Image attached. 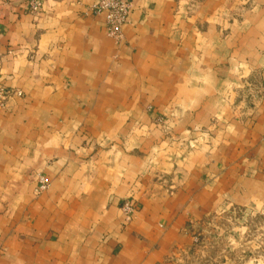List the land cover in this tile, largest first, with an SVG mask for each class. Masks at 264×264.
<instances>
[{"label": "crops", "instance_id": "0c3cea01", "mask_svg": "<svg viewBox=\"0 0 264 264\" xmlns=\"http://www.w3.org/2000/svg\"><path fill=\"white\" fill-rule=\"evenodd\" d=\"M98 1L0 0V264H264V0Z\"/></svg>", "mask_w": 264, "mask_h": 264}, {"label": "built area", "instance_id": "2783aa9c", "mask_svg": "<svg viewBox=\"0 0 264 264\" xmlns=\"http://www.w3.org/2000/svg\"><path fill=\"white\" fill-rule=\"evenodd\" d=\"M132 0H99L91 4L88 9L99 14L104 13L106 33L119 43L122 33L121 27L128 20V14L131 9ZM30 11L37 13L41 10V0H27ZM9 94L7 88L0 86V106L3 105L6 96ZM49 185L48 179L43 175L38 176L36 192L45 190ZM121 214L125 221H129L134 212L133 203L130 199H125L120 206Z\"/></svg>", "mask_w": 264, "mask_h": 264}, {"label": "rangeland", "instance_id": "374dc122", "mask_svg": "<svg viewBox=\"0 0 264 264\" xmlns=\"http://www.w3.org/2000/svg\"><path fill=\"white\" fill-rule=\"evenodd\" d=\"M48 187H49V185H48ZM35 188H36V186H35ZM35 188H34V191H35ZM36 193H39V192H36ZM223 219L228 220L225 217ZM225 220L224 221L220 220L218 222V224L217 223L216 224L219 225V227H222V229H228L227 228L228 225H227V223H226ZM208 228H211V226H208ZM223 234L225 235V233H223ZM193 237H194V241L195 240H198L197 239V236H196V231L193 233ZM222 237H223V235H220L219 236V239L216 238L217 240L214 241V244L215 245L217 244V245L221 246V248L226 244L225 239L223 240ZM212 245H213V241H212L211 236H209V238H207L206 240H204V243L203 244H201V245L199 244L200 249H198V251L194 247L193 249L189 250L187 253H183V252L181 254L178 253L177 257L174 258V260L172 261L171 264H199V263H201L202 260H204V264H211L212 261L217 260L216 258L218 256V253L215 252V250H214V252H212L213 251V249L211 248ZM203 247H207V249H204ZM197 261L199 263H197Z\"/></svg>", "mask_w": 264, "mask_h": 264}]
</instances>
